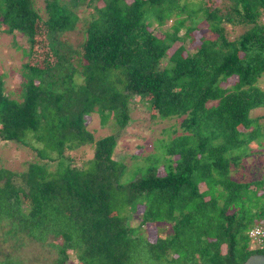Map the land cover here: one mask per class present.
<instances>
[{
    "label": "trees",
    "instance_id": "trees-1",
    "mask_svg": "<svg viewBox=\"0 0 264 264\" xmlns=\"http://www.w3.org/2000/svg\"><path fill=\"white\" fill-rule=\"evenodd\" d=\"M204 1L199 20L212 37L190 53L183 44L198 11L180 0H46L45 19L33 0H0L4 33L28 43L20 102L4 95L0 75V142L39 160L17 175L0 170L7 235L53 247L54 264H69L68 252L75 264H242L264 254L247 236L255 226L264 231V177L233 181L230 170L241 160L231 153L256 136L250 112L264 108V90L254 86L264 74V0H227L226 16ZM82 5L93 13L75 85L69 56L54 45ZM168 21L162 37L149 29ZM224 25L247 28L230 40ZM232 77V88L220 86ZM136 98L153 117L182 119L181 134L163 162L148 157L128 180L113 158L117 137L94 141L84 117L97 113L103 123L111 115L122 129ZM81 147L93 156L76 167L70 154ZM10 256L0 264H21Z\"/></svg>",
    "mask_w": 264,
    "mask_h": 264
},
{
    "label": "rangeland",
    "instance_id": "rangeland-1",
    "mask_svg": "<svg viewBox=\"0 0 264 264\" xmlns=\"http://www.w3.org/2000/svg\"><path fill=\"white\" fill-rule=\"evenodd\" d=\"M33 1L35 8L38 9L39 14L45 19L46 14L44 13V8L46 0ZM180 2L182 4L187 3L195 12L198 11V14H195V18H197L196 28L191 32L190 37L185 39L183 44L185 52L191 53L199 45L200 37H212L207 25L208 23L205 20H199V18L204 16L203 6L205 1L180 0ZM209 2L212 7H217L220 9L222 15L226 16V13H228L227 0H209ZM76 13L78 22L74 29L60 34L57 37V45H54V47L60 53L67 54V57L69 56L70 63L67 65L75 68L73 83L78 85L81 83V78L78 74L80 70V64L77 59L78 47L83 38L85 26L92 20L93 12L91 11V7L85 8L82 5ZM186 16L185 14L182 19H185ZM260 22L264 24V19H261ZM188 24L189 22L187 21L185 25ZM171 25H173V22L168 21L160 27L153 24L149 29L155 27L156 35L162 37L163 32L171 31ZM224 27L230 40L237 37L247 28L243 25H235L234 27L224 25ZM4 29L5 25L1 23L0 18V75L2 77L3 93L8 98L20 102V84L24 80L22 79V73L24 72L23 66L28 61L26 59L28 43L25 36L21 33L14 32L12 34H6L3 31ZM183 33L184 29L179 31L178 36H182ZM40 51L46 52V49L40 47ZM169 54L170 52L166 55L168 56ZM162 64H165V61ZM234 82L235 78L232 77L226 81L222 80L220 86L232 88ZM254 86L264 90V74L256 80ZM129 104L130 117L122 129H118L111 115L103 123L97 113L84 117L86 129L92 134L94 141L108 135H115L117 137L113 150V158L125 166V177L128 180L130 178L132 179L133 173L142 164L146 163L148 157L151 156L152 161L157 160L158 162H163L168 157L166 156L165 146L176 135L179 136L181 134L179 125L182 121V119L174 117L164 120L153 117L154 112L149 110L147 104L142 103V100L140 101L137 98ZM249 117L252 119L257 118L251 127L256 136L246 145L244 144L231 153L234 156H241L240 162L235 164L234 168H230L233 181H252L264 177V108L261 107L252 110ZM33 146L42 149L39 144ZM70 155L73 159L72 164L80 167L82 163L92 159L93 151L90 148L81 147L74 150ZM36 161L38 162L39 160L35 156V153L30 150L13 142H0V170H8L17 175L24 172L29 164L35 163ZM158 171L159 173L161 172V167H159ZM13 181L17 184H22L16 176L13 177ZM138 219L139 216L130 218L128 225L131 228L137 227ZM7 230L8 227L6 225L3 226L0 224V260L3 256L11 255L10 257L20 261L21 264H54L57 252L53 247L51 248L47 244L40 245L23 235L18 236L19 240H16L15 237L13 238L10 234H6ZM148 239L153 241V237H148ZM253 245L251 243V246ZM68 253L70 255L68 263L75 264L76 260L73 257L74 255L70 252Z\"/></svg>",
    "mask_w": 264,
    "mask_h": 264
},
{
    "label": "built area",
    "instance_id": "built-area-1",
    "mask_svg": "<svg viewBox=\"0 0 264 264\" xmlns=\"http://www.w3.org/2000/svg\"><path fill=\"white\" fill-rule=\"evenodd\" d=\"M247 236L250 240V249L264 248V231L258 226L252 227L247 231ZM251 243L254 245L251 246Z\"/></svg>",
    "mask_w": 264,
    "mask_h": 264
},
{
    "label": "water",
    "instance_id": "water-1",
    "mask_svg": "<svg viewBox=\"0 0 264 264\" xmlns=\"http://www.w3.org/2000/svg\"><path fill=\"white\" fill-rule=\"evenodd\" d=\"M242 264H264V254L250 255Z\"/></svg>",
    "mask_w": 264,
    "mask_h": 264
},
{
    "label": "bare ground",
    "instance_id": "bare-ground-1",
    "mask_svg": "<svg viewBox=\"0 0 264 264\" xmlns=\"http://www.w3.org/2000/svg\"><path fill=\"white\" fill-rule=\"evenodd\" d=\"M263 230V229H262Z\"/></svg>",
    "mask_w": 264,
    "mask_h": 264
}]
</instances>
